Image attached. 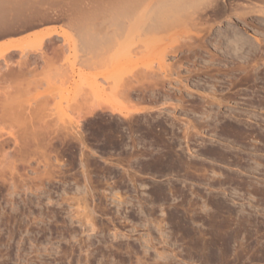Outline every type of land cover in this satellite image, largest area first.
Returning <instances> with one entry per match:
<instances>
[{"label": "rangeland", "instance_id": "1", "mask_svg": "<svg viewBox=\"0 0 264 264\" xmlns=\"http://www.w3.org/2000/svg\"><path fill=\"white\" fill-rule=\"evenodd\" d=\"M221 4L227 6V8L225 6L226 12L224 11L223 15L220 13V18H217L208 11L210 16L207 20L209 22L202 21L201 24H197L199 26L197 29L200 31L198 32L199 36L197 32H194L197 29L191 27V31L188 28L189 31L197 35L196 37H201V40L203 37L205 51L201 49L195 54H190L189 60L184 59L187 57H184L178 49L176 52L173 51L174 53L168 52L165 57V62L169 64L176 63V59L181 62L178 61L180 63L178 68L180 80L175 76V72L172 74V79L177 80L170 82V86H173L172 88L175 90H171L170 93L176 95L173 94L167 99L160 98L156 101L157 103L151 100L147 103L141 102L146 106L137 102L144 108L141 111H133L134 113L131 114L133 118L125 116L126 120L122 119L123 117L119 113L112 114L109 108H106L107 110L105 108L104 110L97 109L90 115L76 118L78 117L76 110L67 107V103L64 101L61 102L62 104L57 103L55 100H58L59 97L55 95L53 96L55 99L48 97V102L41 104L40 101L45 100L42 97L46 83L42 80L40 83L42 86L39 84L38 88L36 87L37 90L32 88L15 94L25 99L24 106L27 110L24 115L30 114L33 118L34 114L36 124L31 123L33 119L26 121V117L29 115L24 116L26 120L23 119V116H18L20 121L18 119L11 120L7 116L0 119V264H264V261L262 262L264 259L255 258L254 254H251L252 250L249 249L253 246L251 243H253L254 237L251 234V226H247V229L244 227L245 230L244 228L240 231L237 230V238L240 237L237 240L242 242L246 238L243 242L247 241L248 248L245 247V244L243 246L245 248H243L242 245H238L239 243L235 246L237 252L241 250L239 247L243 248V252L240 251L243 255L239 252L240 258L234 262L228 260L223 262L220 255V231L217 221L220 217V205L222 204H227L226 208L229 205L232 215L235 217L237 214L235 218L237 219L239 216L241 221L250 223L254 219H263L264 33L262 32H264V0H225ZM186 9L189 10V8ZM260 10L262 11L260 12ZM174 16L176 20L172 21L177 23L173 25L171 20L166 21L167 29L174 32L179 23L178 26H187L181 22L182 20L176 18L177 14ZM213 18L217 19L213 20ZM170 23L171 26L168 25ZM45 24L24 30L25 32L22 31L19 34L1 37L0 43L9 39H19L27 33L46 27H56L61 32V24ZM166 25L161 26V29ZM201 25H204V28ZM186 26V29L180 27L183 30L177 28L182 32L175 33V36L179 35L178 37L182 35L178 38L179 41L175 39V36L166 38V35L163 37L165 36L164 32L161 33L158 29L162 40L165 39V41H161L158 32L150 31L152 34L147 35L150 38L146 36L142 39L143 36L139 41L135 35L133 40L136 43L131 44L132 41H130L125 44L124 50L122 49L124 44L122 47L117 46L115 51L117 52L121 48L119 50L122 52L118 51V53L120 52V56H123L118 57L122 60V64L120 63L122 79L123 77H125L124 79L130 78L134 69V74L139 71L140 73L147 71L149 67L156 72L162 65L159 59L160 55L157 54L160 49L158 47H164L162 44L167 42L176 43V46L184 42L187 35H183L189 32L188 26ZM234 26L261 47L259 51H256V55L253 54L245 57L247 60L245 58L242 60V58L219 54V51L214 49L211 40L216 32L224 31V29L229 30ZM172 27L175 29L173 28V30ZM177 30L176 32H178ZM186 30L187 32H184ZM133 31L137 33V29H133ZM195 35L190 34L189 37H195ZM59 39L61 40V37ZM60 40L57 44L61 43ZM190 40L192 41V39ZM142 41L149 47L146 46V50L141 51L138 49L139 55L136 54V51L133 53L134 48L137 50V46L145 47L140 43ZM129 44L133 46L131 47ZM129 46L131 50L133 49L131 54ZM212 48L214 54H217L213 57L210 56L213 52ZM149 49L150 51H148ZM125 50L129 54L124 52ZM207 50H210L211 53ZM142 53L144 54L142 55ZM133 54L137 56H133ZM18 57V55L14 56L15 59ZM236 61L241 65L238 66ZM243 62H247V64ZM243 67L244 69H242ZM150 68L147 72L152 71ZM101 79L99 78L100 81ZM71 83H68L69 89L72 87ZM182 85L185 87L181 92L178 87ZM133 94L135 96L136 92ZM160 94L165 95L164 90L160 91ZM136 97L137 95L132 99ZM135 100H132L133 105L137 101ZM4 102L8 103L9 99L5 101L2 99V103ZM137 104L135 105L137 106ZM43 105L44 107H42ZM157 115L160 116L157 117ZM120 117L124 123L127 121L126 124L121 123ZM134 117L139 119H134ZM153 119L155 120L153 121ZM74 120L75 122H73ZM143 120L144 122L150 121L153 134L159 133L158 130L155 131L159 126L162 131L166 130L163 135L160 131L162 136L165 135L164 140L166 141L163 140V137H159L155 143L160 147H156L154 144L153 148L149 145L148 138L151 137L148 135L152 132L146 131L148 128L145 130L146 123ZM163 120L168 123H164ZM117 121L121 125H118ZM133 121H136L135 123L138 121L137 124L142 127V130L139 129L135 133L144 132L141 138L143 137L145 142L147 139V143L142 139L140 141L143 143L138 140L139 145L136 146V152L142 153V156L137 160L128 158L132 160L129 162L128 159L121 158H124L123 149H119V146L117 148L110 146L104 131L102 129L97 131L95 128H101L103 125L106 127L109 123L108 125L111 126H120V128L117 127L114 136L118 137V134L127 136L128 133L121 132V127L123 124L124 127L128 123L130 125V122ZM43 122H48L47 126ZM171 122L174 124L170 125ZM66 123H70V125ZM25 124L27 125L25 126ZM62 125L73 127L72 129L70 127V131L73 130L74 133L71 131V136L69 134L65 137L63 133L65 131L60 127ZM192 125L194 126L192 127ZM31 126L34 127L31 128ZM182 126H185L187 131ZM181 128L182 130L184 128V132L190 133L184 135ZM40 130L43 133L47 131L48 135L47 133L42 135ZM94 130L95 133L96 131L99 134L102 133L95 135ZM181 132L183 133L181 134ZM72 133L74 137L81 135L85 146L78 142V137L72 139ZM103 134L105 138H102ZM140 135L137 136V139L140 138ZM144 135L147 137L145 138ZM96 136H102L103 140ZM160 138L161 140H159ZM167 141L171 142V145ZM162 142L168 143L169 146L167 144L164 147L166 143L160 145ZM140 144H146L145 148L142 147L143 145L140 147ZM155 148L158 149L155 150ZM165 150L168 152L162 153ZM156 151L161 153L162 157L161 154L156 156ZM148 156L155 159H149ZM142 157L148 159L145 160ZM160 160L161 163H159ZM167 161L170 162L167 163ZM255 162L258 164L256 165ZM82 197L83 199H81ZM79 199L81 200L79 201ZM76 204L81 206L78 207ZM81 207H86L84 212L89 214V217H84L85 214ZM241 211L243 213H240ZM248 213L251 218L248 217ZM248 227L250 231H247ZM249 233L250 235H247ZM195 240L199 244L192 242ZM200 248H203V251H200L202 250ZM247 249L250 252L246 251ZM244 250L247 254L244 253ZM246 255L251 258H246Z\"/></svg>", "mask_w": 264, "mask_h": 264}, {"label": "bare ground", "instance_id": "2", "mask_svg": "<svg viewBox=\"0 0 264 264\" xmlns=\"http://www.w3.org/2000/svg\"><path fill=\"white\" fill-rule=\"evenodd\" d=\"M224 1L225 0H171V1H166V0H0V38L1 37L4 38V36H9V35L11 36L12 34H16V33L19 34V32H22L24 30H28V29L30 30L34 27L36 28L40 24L46 25L45 23H49V24H61L62 25V27H60L61 32L58 31V28H56V27H46V28H43L40 30H36V31H32L30 33H27L26 35L20 37L19 39L18 38L17 39H15V38L9 39L7 41H3L0 43V119H3L5 116H7L11 120L12 119L15 120V119L20 118L18 116L24 117V116L29 115L28 117H26L27 120L25 119V117L23 119H25L26 121H28V119H29V121H30V119H33V120H31V123L36 124V122H35L36 120H34V114H33V118L30 114L24 115L26 113V110H27L25 108L26 106H24L25 105L24 104L25 99L22 98V96H16L15 94H17L21 91H26L27 89L31 90L32 88H34V90H35L36 87L41 83V80H42V82H44V81L46 82L45 83L46 85L44 84V86L46 88L44 87V94L42 97V98H45V100L42 99L43 101H40L41 104L42 103L46 104V102H48V100H49L48 97L52 98L55 95L56 97L57 96L59 97L58 100H55V101H57V103H61L64 101L67 103V107L72 108V110L73 109L76 110V112L78 113V117H76V118H82L85 115L92 114L97 109L98 110L99 109L104 110V108L105 109L109 108V110L111 111L112 114H118L119 113V115L123 117L122 119L126 120V118H124L125 116H128L129 118H133V115H131L132 113H134L133 111L136 112L137 110L138 111L143 110L144 107H142L140 105H145V104L144 103L141 104V102L145 101L147 103V101H150V100L152 102H156L160 98L167 99L168 97L175 94V93H173L171 95V93H170V91L173 90V88H172L173 86H170V82H171V80H177V79H179V77H181L180 71L178 69L180 67L181 62L178 59V61L180 62L179 63L176 59L175 60L176 63L178 62L179 64L178 63L177 64L172 63L171 61H170L171 62L170 64L166 63L165 62L166 55L168 54V52L174 53L173 51L176 52V50L178 49L179 51L182 52L184 57H187L184 59H188V58H190L189 57L190 54H195V53L201 51V49L202 50L204 49V51H205L206 50V46H205V42H204L205 40H203V37L201 40L200 39L201 37L199 38V37H196L197 35H195L196 32H197V34H198V32H200L197 29L199 27L197 24L202 22V21L209 22L207 20V19H209L208 16H210L208 11H210L212 15L217 16V18H220L219 17V15H221L220 13H222V15H223L224 11L226 10L225 9L226 5L224 6L223 5L224 3L221 4V2H224ZM186 8H189V10H187ZM226 8H227V6H226ZM261 11L262 10H260V12ZM175 14H177V16H176L177 19L179 18L180 21L182 20L181 22H184V24H187L188 27L185 25L187 27V29L189 28L191 31H192L191 27H193V29L194 28L197 29L196 31L193 30L195 33L189 31V29H188L189 32H187V30L184 31V32L188 33V34L184 33L185 35H183V36H186V35L188 36V38H187V36L185 37L186 39L184 38V42H181L179 44L177 43L178 44L177 46H176V43H174L175 44L174 45V44H171L170 42H167L170 44H167L165 42L167 44V46H165L166 44H162L164 47H160V46L158 47L160 49L158 50L157 54L160 55L159 59L162 62L161 63L162 65L160 66L161 69L158 67L157 71L161 70L160 72H157L156 69H154L156 71V72H154L153 69H151L149 67L150 70H152V71L147 72V71H149L148 70L149 68H148L147 71H142L143 70L142 69L141 73L139 71V73L134 74L135 69L134 70L132 69L134 71V73L131 72L133 75L132 76L130 75L131 76L130 78L124 79L125 77H123V79H122V75H123L121 72V69H122L121 61L122 60H120L118 58V57H123V56H120L121 55L120 52H122V50H119L121 48H119V49L117 48L118 50L116 52L115 51L116 47L117 46L122 47V45L124 44L123 48H122L124 50L125 44L129 43L130 41H132L131 44L136 43L133 40L134 39L133 37H135V35H136L135 38H137V40H139V39L141 40V38L143 36L144 37L142 39H144L147 35L149 36L150 31H154L157 33L158 29L161 33L164 32L163 35L165 34V36L162 35L163 37H166V35H167L166 38H169L170 36L174 37L175 33L176 34L182 33L181 31L177 30V28H179V29H181L180 27H182L184 29H186V28H185V26H178V25H180V23L178 25L176 24L177 28L175 26V28L178 32H176V30H174L175 29L174 27H172V29L174 28L173 29L174 32L170 29H167L166 21H170V20L175 21L176 20V19H174ZM221 17H223V16H221ZM214 18H213V20L217 19V18L216 19H214ZM173 21H172V23H174ZM163 22H165L163 25H166V26H164V28L161 29L162 28L161 26H163L162 25ZM175 23H177V22H175ZM175 23L173 25H175ZM168 25L171 26V23ZM189 25H190V27H189ZM261 26H262V24L259 27L261 28ZM133 29H137V33H135L136 31L134 30L135 31L134 32ZM164 29L165 30L167 29L168 31L167 30H166L167 32L162 31ZM181 30H183V29H181ZM261 31H263V30L261 29ZM160 32H158V34ZM189 33L195 35V37H193V36L189 37V35H190ZM262 33H264V32H262ZM150 34H152V32ZM158 36L161 37L160 34ZM178 36L179 35L175 36V39L180 38L182 35H180V37H178ZM198 36H199V34H198ZM203 36L205 37V35H203ZM59 37H61V40L59 39ZM148 38H150V37H148ZM160 39H161V41H163V40L165 41V39L162 40V37ZM160 39H158V40H160ZM190 39H192V41ZM59 40L61 41V43L59 42L57 44V42ZM143 41L140 43L143 44L142 46L145 45V47H141L139 45L141 48H143V49H141L139 46L136 45L137 50L138 49L140 51L144 50V49L146 50L147 44H144ZM147 41H145V42L147 43ZM178 41H179V39H178ZM172 42H173V40H172ZM175 42H176V40H175ZM211 42L213 43L212 45H214V49L219 51V54L230 55V57H232V58L233 57L234 58L235 57L236 58L237 57L242 58V60L245 57H249V56L255 54L257 50L259 51L261 49L260 46L256 45L257 43L256 44L254 43L255 41L253 42L249 37H247L243 32H241V30H239L238 28H235V26H234V28L232 27V29L230 28L229 30L224 29V31L223 30L220 32L217 31L216 34L214 35V37L212 38ZM140 43H138V44H140ZM208 44H209V42H208ZM148 45H150V44H148ZM130 46H129V48H130ZM147 47H149V46H147ZM127 50L129 51L128 48H127ZM127 50H125L124 52H126ZM130 50H131V48H130ZM132 50H131V52H129L130 54L132 53ZM137 50L134 48L133 53L136 51L137 53L136 52L135 53L138 54L139 50L138 51ZM210 50H207V51H209V53H211ZM212 50H213V48H212ZM118 51H120L119 52L120 54L118 53ZM148 51H150V49ZM156 52H157V50H156ZM260 52H262V51H260ZM117 53L119 54V56ZM126 53H128V52H126ZM212 53L214 54V50ZM212 53L210 54V56H212V57L217 55V54L213 55ZM136 54H133V56H137ZM143 54L144 53H142V55ZM15 55L19 56L18 59L14 58ZM260 56H261V53H260ZM226 58L228 59V57H226ZM129 59H131V58H129ZM137 59H139V58H137ZM254 59H252V60H254ZM127 60H128V58H127ZM256 61H257V59H256ZM146 62H148V61H146ZM235 63L237 64V61ZM243 63L247 64V62H243ZM252 63L254 64V62H252ZM157 65L159 66V64H157ZM237 65L240 66L241 63H240V65L239 64H237ZM243 66H244V64H243ZM137 68L139 69L140 66ZM144 68L146 69V67H144ZM236 68H237V66H236ZM238 69H239V67H238ZM242 69H244V67ZM189 71H190V69H189ZM197 71H198V69H197ZM175 72H176L175 76L178 78L172 79V74ZM246 72H248V71H246ZM182 74H183V72H182ZM182 76H184V75H182ZM99 78L100 79L102 78L101 81L105 82V83L103 84L99 80ZM56 80H57V83H59V84L56 83ZM68 83L72 84V87L70 89H69L70 85ZM40 85L42 86V84H40ZM183 87H185V85L178 87L179 91L182 92ZM163 90H164L165 95L160 94V91H163ZM173 91H175V90H173ZM133 92H136L135 96L137 95V97L134 98L137 100V101L135 100L136 103H134V105L132 103L133 102L132 100H134V99H132V97H135V96H133L134 95ZM185 93H183V94H185ZM181 95H182V93H181ZM2 99L4 101L9 99V102L8 103L4 102V103H6V104H4V103H2ZM177 99H179V98H177ZM181 99H182V97H181ZM184 99H185V97H184ZM199 101H202V100H199ZM130 102L132 103V105ZM137 102L140 103V105H138ZM212 102L213 101L211 100V103ZM129 103H130V105H129ZM135 104H137V106H140L142 108H140V107L138 108ZM155 104H153V105H155ZM153 105H151V106H153ZM42 107H44V105ZM201 108H202V106H201ZM196 109H198V108H196ZM202 109H204V108H202ZM24 110H25V112H24ZM165 110H163V111H165ZM16 111H18V112H16ZM14 112H16V113H14ZM171 115H172V113H171ZM130 116H132V117H130ZM159 116L157 115V117H159ZM135 118H138V117H134V119ZM109 119H110V117H109ZM120 119H121V117H120ZM122 119H121V123L123 122ZM138 119H136V120H138ZM18 120L20 121V119H18ZM154 120L155 119H153V121ZM32 121H34V122H32ZM128 121H130V120L128 119ZM73 122H75V120ZM77 122H79V121H77ZM108 122H110V121H108ZM117 122H118V125H121V124H119V121H117ZM126 122L125 123L123 122V123L126 124ZM135 122L134 121L130 122V125H128L129 124L128 123L127 126L125 125V127L123 124V126L121 127V132L128 133V135L123 136V134H118V137H120L119 139H118V137L114 136V134L116 135L115 132H117L116 131L117 127L120 128V126H116V125L111 126V125H108L109 124L108 123L105 127V125H103V123H100L103 125L104 128L103 127L100 128L97 125L100 129L98 128L99 129L98 130L97 128H95V130L100 131L102 129V131H104L105 137L109 140L110 146L111 145L116 146V148L119 146L120 147L119 149H123L122 151L124 152V155H123L124 158L120 156L122 159L131 158V159L137 160L138 157L142 156V153L136 152V149H137L136 146L139 145L140 139H142L143 142H145V141H144L143 137L141 138V136L144 134V132H140L139 134L135 133V131L138 132V130L142 128L137 124L138 121H137V123H135ZM143 122H144V120H143ZM147 122L146 121L144 122V123H146L145 124V127H146L145 130L148 128L146 131L150 130V132H152V133H150V135H148L151 137V138H148L149 139L148 143H150L149 145H151V147L154 148L155 147L154 144L158 140L157 138L163 137V140H164L165 135L164 136H162V135L166 132V130L164 131V129H163V131H162L161 130L162 128L159 126V128H157L155 130V131L158 130L159 133L156 132L153 134V131H151V130H153V127L149 123L150 121L148 123ZM163 122L168 123L167 121H164V120H163ZM173 122H171L170 125L171 124L173 125L175 123V122L174 123ZM26 123H28V122H26ZM38 123L39 122L37 120V126L39 125ZM43 123H45V122H43ZM47 123H45L44 125L47 126ZM188 123H189V121H188ZM28 124H30V123H28ZM66 124L70 125V123H66ZM110 124H112V123H110ZM114 124H116V123H114ZM136 124H137V126H136ZM183 124H185V123H183ZM26 125L27 124H25V126ZM56 125H57V123H56ZM75 126H77V125H75ZM185 126H186V124H185ZM185 126H182V127L185 128ZM193 126L194 125H192V127ZM33 127L31 126V128H33ZM60 127L63 131H65V132H63L65 137H67L66 135H69V134L71 136V131H73V130L70 131L71 126L68 127L66 125H64V126L62 125ZM93 127H94V125H93ZM186 127H189V126H186ZM72 128L73 127H71V129ZM184 128H183V130H182V128L180 130L184 132ZM229 128H231V127H229ZM229 128H228V131H229ZM44 129L46 130V128H44ZM76 129H77V127H76ZM173 129H175V128H173ZM231 129L233 130V128H231ZM95 130H94V133H95ZM145 130H143V131H145ZM185 130L187 131V128H185ZM232 130H230V131H232ZM97 131H96V133H98ZM160 131L163 132V133L161 132L162 135L160 134ZM237 131H235V132L239 134V132H237ZM39 132H42V135L44 133H47V131H44V133H43L42 130H40ZM39 132H37V133L39 134ZM183 132H181V134ZM35 133H36V131H35ZM73 133H74V131H73ZM73 133H72L71 138L76 139V137H78V136L75 135L76 137H74ZM75 133L77 134V132H75ZM96 133H95V135H96ZM118 133H119V131H118ZM184 133H185L184 135H186V134H189L190 132L189 133L184 132ZM104 134L102 135L103 137L101 136L102 138H105ZM151 134H153V136H151ZM47 135H48V133H47ZM139 135H140V138L138 137V139H137V136H139ZM239 135H241V134H239ZM39 136H40V134H39ZM61 136H62V134H61ZM80 136L81 135H79V137ZM79 137L77 138V140L78 139L80 140V141L78 140V142L82 143L84 145V143H83L84 141L81 139V137L80 138ZM96 137L99 138L100 136L99 137L96 136ZM124 137H125V139H124ZM144 137L146 138L147 136L144 135ZM52 138H51V140H52ZM71 138H70V140H71ZM102 138H101V140H103ZM159 140H161V138ZM142 141H140V143H143ZM164 141H166V140H164ZM62 142H60V143H62ZM163 142L160 145L166 143V142L165 143H163ZM145 143H147V139H146ZM168 143L171 145V142H168ZM168 143H166L164 145V147H166V145ZM82 144H80V145H82ZM169 144H168V146H169ZM141 145H143V144H140V147H141ZM145 145H143L142 147L145 148ZM149 145H148V147H150ZM155 145H156V147L158 146L157 144H155ZM75 147H77V146H75ZM158 147H160V146H158ZM156 149H158V148H155V150ZM162 149H165V148H162ZM166 149H168V148H166ZM145 150H147V149H145ZM159 150H161V149H159ZM80 151H82V150H80ZM166 152H168V151L165 150V152H162V153H166ZM118 154H121V153H118ZM149 154H151V153L149 152ZM159 154H161V153L157 152L156 156ZM169 155H170V153H169ZM79 156H80V154H79ZM159 157L160 156H158V158ZM161 157H162V154H161ZM142 158H145V160H147L149 158V156H148V158L147 157H142ZM150 158L155 159V158H152L151 156H150ZM130 160L128 159L129 162H130ZM163 160H164V157H163ZM170 161H171V159H170ZM170 161H167V163ZM156 163H157V161H156ZM159 163H161V160ZM167 163H165V164H167ZM255 164H256V162H255ZM259 164H261V163L259 162ZM85 171H86V168H85ZM39 180H40V178H39ZM253 190H255V189L253 188ZM74 196H75V194H74ZM81 199H83V197ZM81 199H79V201ZM118 199H119V197H118ZM76 205H78V207L81 206L80 204H76ZM226 206H227V204L226 205L225 204L220 205V212H219L220 217H219V220H217L218 221V229L220 231L219 232V236H220L219 237V243H220V255H221L222 261L225 262L226 260H228V261L234 262L235 260L240 258L239 255L243 252L242 251L243 248H245V247L248 248V246L246 245L247 241L245 243L243 242V240L245 241L246 238H244L242 240V242L237 240L240 238V237L237 238V232H238L237 230L240 231L241 229H243L244 227L246 228L247 226H251V230H252L251 234H253V236H254L253 237L251 235L253 237V243H251V244H253V246H251V248H249L250 250H252L251 254H254L255 258L264 259V214H263L262 220L254 219L253 221L248 223L245 221H241L239 216L236 219L235 217L237 214L234 217L232 215V210L229 207V205H228V208H226ZM83 208H82V210L84 212L86 207H83ZM242 211L240 213H243ZM84 214H83L84 217H86V218H87V216L89 217V214L87 215L85 212H84ZM76 216H78V215H76ZM248 217H250L249 213H248ZM245 228H244V230H245ZM248 229H249V227H248ZM247 231H250V229ZM241 235H243V234H241ZM247 235H250V233ZM195 239H196V237H195ZM196 241L197 240L192 241V242H196ZM196 243H198V242H196ZM236 244H238L240 246L242 245V247L245 245L246 246L243 248L239 247V248H241V250L238 249L239 251L237 252V249L235 247ZM196 248H198V247H196ZM200 249H202L200 251H203V248H200ZM249 249H247L246 251H248ZM240 251H242V252H240ZM246 251L244 253H246ZM239 252H240V254H239ZM248 252H250V251H248ZM242 255H243V253H242ZM246 258H251V257H247V255H246ZM263 261L264 260H262V262ZM224 264H227V263H224Z\"/></svg>", "mask_w": 264, "mask_h": 264}]
</instances>
